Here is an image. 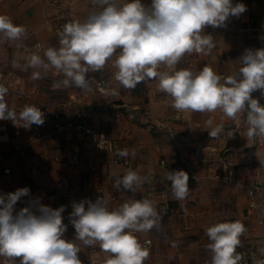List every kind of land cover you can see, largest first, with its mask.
I'll return each mask as SVG.
<instances>
[{
  "label": "crops",
  "instance_id": "crops-1",
  "mask_svg": "<svg viewBox=\"0 0 264 264\" xmlns=\"http://www.w3.org/2000/svg\"><path fill=\"white\" fill-rule=\"evenodd\" d=\"M70 1L75 19L81 22L94 10H100L93 0ZM125 2L119 0L121 4ZM232 2L243 3L246 11L238 18L230 17L225 27L204 29V34L214 39L213 50L206 55L186 53L171 71L189 69L195 73L210 66L223 81L224 77L238 73L239 58L246 49L264 48V0ZM142 3L149 5L151 0H142ZM1 15L27 29L21 41L0 37V72L7 76L9 90L5 99L17 114L25 105L39 107L47 124L24 127L8 119L0 120V195L25 187L30 190L16 203L15 211L29 207L31 197L35 200L34 207L37 203L53 209L64 206L62 217L67 231L63 238L74 241L75 229L69 222L73 210L71 198L84 195L93 202L102 198L107 201L109 210L131 199L150 198L155 200L162 221L159 231L154 228L135 234L143 248L146 241L152 243L147 248L149 257L144 264H206L211 253L204 230L220 222L240 221L245 225L237 251L263 249L264 226L259 220L264 212L249 210L247 187L255 182L257 173H264V154L256 140L247 139L245 121L234 133L233 141L224 138L228 130L240 123L241 114L230 119L220 110L178 112L172 107V97L158 90V79L139 83L141 88L138 85L131 90L123 88L115 80L116 69L112 66L118 52L100 72L86 74V78L104 82L103 92H84L75 87L54 89L53 83L63 78L55 69L42 79L32 80L33 69L25 70L24 60L18 61L19 67H13V61L18 55L26 57L37 52L38 44L42 46V51L38 52L41 56L45 48L59 47L57 27L66 18L67 8L54 6L51 0H2ZM17 44L22 47L17 48ZM165 70L168 69L164 66L160 68V71ZM113 89L118 95L110 94ZM254 93L261 94L260 90ZM25 95L31 98L22 97ZM79 114L86 117L95 133L112 142H127L130 155L135 152V158L131 155V168L106 163V154L92 142L68 132L56 135L49 125L52 117L65 120ZM167 115L170 118L165 125L162 120ZM209 118L214 125L224 124L218 138L208 135L210 129L205 122ZM17 148L24 151L23 156ZM161 161L176 171L193 170L202 179L201 184L188 182V197L178 201L171 188L165 192ZM223 164L234 172L230 183L214 179L216 175L227 177ZM129 169L149 179L135 192L118 191L113 187L115 180ZM255 201L264 202V190L259 191ZM76 243L80 245L77 255L81 264H104L108 254L98 244L88 247L79 241ZM20 259L15 258L16 264ZM0 264H5V258L0 257Z\"/></svg>",
  "mask_w": 264,
  "mask_h": 264
},
{
  "label": "clouds",
  "instance_id": "clouds-1",
  "mask_svg": "<svg viewBox=\"0 0 264 264\" xmlns=\"http://www.w3.org/2000/svg\"><path fill=\"white\" fill-rule=\"evenodd\" d=\"M100 6L86 20L66 23L58 32L59 47H47L41 56L33 52L26 57L18 55L13 67L24 60L25 70L33 69L32 80L42 79L55 69L63 78L55 81L54 89L69 87L92 92L98 82L86 74L100 72L107 62L116 58L115 80L126 89H135L141 82L158 79V90L172 97V107L178 112L212 113L220 110L230 119L247 113L246 136L249 141L264 138V105L252 97L260 90L264 96V48L246 49L239 58L238 73L223 78L210 66L199 72L189 69L171 71L186 53L209 54L215 47L207 26L225 27L230 17H239L246 11L243 3L232 0H93ZM27 29L16 25L10 17L0 15V37L7 41H21ZM2 42V41H0ZM22 44H17V48ZM39 47V46H38ZM164 66L165 71H160ZM8 88L0 85V120H11L18 126L44 124V113L39 107L25 105L17 114L5 99ZM111 95H118L113 89ZM22 121L23 123H18ZM210 138H218L224 124L206 122ZM128 157L129 150L117 151ZM135 158V152L131 153ZM172 194L178 201L189 195V175L183 170L167 172ZM134 170H127L113 185L118 191L135 192L148 181ZM30 190L17 189L0 195V257L5 264H81L80 245L98 244L108 254L104 264H144L149 251L142 247L136 233L159 231L162 216L154 199H131L118 208L109 210L107 201L73 203L69 222L75 229V240L64 239L67 225L63 223L64 206L53 209L39 204L15 211L16 203ZM87 204V207H85ZM186 212V209H185ZM205 234L211 253L207 264H240L242 255L237 252L240 237L246 231L240 221L220 222L207 227ZM175 247L176 245L173 244ZM264 252V250H262ZM260 264H264L261 261Z\"/></svg>",
  "mask_w": 264,
  "mask_h": 264
},
{
  "label": "built area",
  "instance_id": "built-area-1",
  "mask_svg": "<svg viewBox=\"0 0 264 264\" xmlns=\"http://www.w3.org/2000/svg\"><path fill=\"white\" fill-rule=\"evenodd\" d=\"M51 4L54 6H64L67 8V16L66 18L58 25L57 29L59 31L62 30L63 26L73 20H76L73 11H72V3L70 0H51ZM1 5H2V0H0V15H1ZM39 46V47H38ZM35 50L37 52L42 51V46L41 45H36ZM6 75L3 72H0V85H4L7 87V80H6ZM139 88L140 84H138ZM105 88L104 82H99L98 87L96 85L93 86V92H103ZM142 93H146L145 90H142ZM26 99H30V96H22ZM252 97L255 99H258L261 105H264V96L261 94H253ZM247 113L241 114V121L239 124H237L234 128L228 130L226 134L224 135V138L228 141H233L234 140V133L239 131L241 129L242 123L246 119ZM170 116L167 115L165 118H163L162 122L166 125L168 123ZM47 124L44 122L43 126H46ZM49 125L51 129L54 131L56 135H63L65 133H71L74 136H76L78 139L86 140L92 142V144L99 150L103 151L106 154L105 162L106 163H114L118 165H123L124 167L131 168L132 166V159L131 155L129 152L128 157H120L117 155V151L121 149H128V144L127 142H112L109 141L105 138L104 135L102 134H97L94 132V129L92 125L88 122L86 117L83 114H79L76 118L73 119H65L61 120L59 117H52L49 120ZM168 129H170L167 126ZM170 131V130H169ZM257 145L261 148L263 154H264V138H259L257 137L256 139ZM17 152L21 156L24 155V151L21 148H17ZM76 160L78 159L77 157L75 158ZM59 160V159H57ZM160 167L162 169V177L164 182L166 183L165 186V192H167L171 188V181L167 180L165 177L167 172L171 171H176L173 168H169L166 165L165 161L160 162ZM223 171L227 173V177L223 178L220 175H216L214 177L215 180L224 182V183H230L231 178L234 175L233 170L230 168L229 165L223 164ZM90 169L94 170V167H90ZM6 173H9L10 170H5ZM189 175V181L188 182H193L196 185H200L202 179L197 175L196 172L193 170H190L188 172ZM263 179H264V173H257L256 174V180L253 184L248 185V195L250 199L249 203V210H262L264 212V202H257L255 201V198L257 197L258 193L260 190H264V184H263ZM80 201H91L93 200L88 197V196H79V197H74L70 199V206L72 207L73 203H78ZM29 205L33 206L35 205V200L33 197L29 199ZM85 207H87V204H85ZM259 224L264 226V217L259 220ZM151 241H146L144 248L147 249L151 246ZM264 250V247L263 249ZM261 251H251L248 249H241L238 250L237 252L240 253L243 257V259L240 261V264H260L261 261H264V252ZM207 264V263H206Z\"/></svg>",
  "mask_w": 264,
  "mask_h": 264
}]
</instances>
